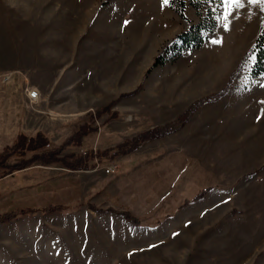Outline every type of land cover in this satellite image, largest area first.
Returning <instances> with one entry per match:
<instances>
[{
  "label": "rangeland",
  "instance_id": "rangeland-1",
  "mask_svg": "<svg viewBox=\"0 0 264 264\" xmlns=\"http://www.w3.org/2000/svg\"><path fill=\"white\" fill-rule=\"evenodd\" d=\"M178 2L0 0V60L38 90L7 127L0 113V149L19 128L58 145L81 122L96 128L58 154L114 144L228 82L177 128L129 152L75 168L36 160L1 175L0 210L34 209L0 220V264H264V70L251 75L249 56L230 75L264 5L242 0L225 30L222 0H183L184 15ZM201 16L210 27L199 44L150 65ZM101 104L109 108L91 118ZM51 200L65 208H40Z\"/></svg>",
  "mask_w": 264,
  "mask_h": 264
},
{
  "label": "trees",
  "instance_id": "trees-1",
  "mask_svg": "<svg viewBox=\"0 0 264 264\" xmlns=\"http://www.w3.org/2000/svg\"><path fill=\"white\" fill-rule=\"evenodd\" d=\"M178 1V0H177ZM183 0H179L178 9L184 15L182 10ZM264 20V19H263ZM210 27L209 23L205 21L204 16L200 17V20L188 21L183 29H179L172 38L166 41L163 45L161 52L155 53L151 61V66L156 64L158 61L163 60L169 54L177 52L179 47L182 45L184 47H192L200 43L202 34L201 30L206 27ZM251 57L249 65V73L251 75H258V73L264 70V21H262L257 35L254 37L252 42L247 46V49L243 51L239 62L236 63L235 67L231 70V74L235 73L236 70L244 69L245 63H247L248 57ZM150 67V66H149ZM228 82L222 86L221 89L213 94L197 96L195 99L191 100L186 107L178 113L176 119H169L161 123H156L155 125L144 127L135 134H130V136L123 137L120 141H116L114 144L103 145V147H86L83 151H70L68 153L58 154L60 149L67 143H78L82 142L83 134L86 133L89 128L95 129V125L86 124L87 122L75 124L74 129L58 145L47 144V135L41 129H35L33 133H28L19 128L12 140L5 143L0 149V176L10 173L15 169L23 168V166H28L36 160L42 164H49L50 162L60 161L65 164V166L70 168H75L77 166H90L96 160L110 159L117 155V153H126L131 149H135L143 141V139L157 136V134L165 133L166 131L177 128L184 119H187L188 115L196 108L202 104L203 101L208 99H214L221 95L223 90H226ZM109 105L101 104V106L96 107V109H88L87 114L92 118L93 115L99 114L102 109H107ZM26 152H29L25 155ZM89 160V161H88ZM200 195L196 193L193 197ZM65 204L61 201H48L41 205L40 208L44 210H63ZM39 207V206H36ZM34 208L27 206L25 203H15L11 204V207L0 210V220H8L12 215H17L19 213L31 212ZM115 211L120 212V214L129 221L138 222V217L134 212H130L127 208L115 209Z\"/></svg>",
  "mask_w": 264,
  "mask_h": 264
},
{
  "label": "crops",
  "instance_id": "crops-1",
  "mask_svg": "<svg viewBox=\"0 0 264 264\" xmlns=\"http://www.w3.org/2000/svg\"><path fill=\"white\" fill-rule=\"evenodd\" d=\"M26 66V64H23ZM18 65H9L6 60H0V69L7 68L8 70H12V77L6 79L5 82H0V102H1V114L3 115V123L4 125L7 124L8 120L13 119L10 117L11 114H17L20 112L21 104L34 103L36 102V98L32 101L29 100V97L25 93L24 84L27 83V76L28 73L24 72V70L19 69ZM23 69L27 70L26 68L22 67ZM26 85V84H25ZM29 86H35L36 83L32 81V83H28ZM6 125L5 127H7Z\"/></svg>",
  "mask_w": 264,
  "mask_h": 264
},
{
  "label": "snow or ice",
  "instance_id": "snow-or-ice-1",
  "mask_svg": "<svg viewBox=\"0 0 264 264\" xmlns=\"http://www.w3.org/2000/svg\"><path fill=\"white\" fill-rule=\"evenodd\" d=\"M164 4H168L170 0H163ZM223 6L225 8L224 15L222 17L223 19V27L225 30H229L230 25V17L233 13V11L236 8H242L244 6L242 0H222ZM248 3L250 4H257V5H264V0H248ZM264 10V9H262ZM212 43L214 44H221L222 40L217 39L213 40Z\"/></svg>",
  "mask_w": 264,
  "mask_h": 264
},
{
  "label": "built area",
  "instance_id": "built-area-1",
  "mask_svg": "<svg viewBox=\"0 0 264 264\" xmlns=\"http://www.w3.org/2000/svg\"><path fill=\"white\" fill-rule=\"evenodd\" d=\"M10 77V72H0V80L4 81L7 78ZM25 93L29 97V100H34L38 97V90L35 88V86H24ZM107 169V168H106Z\"/></svg>",
  "mask_w": 264,
  "mask_h": 264
}]
</instances>
